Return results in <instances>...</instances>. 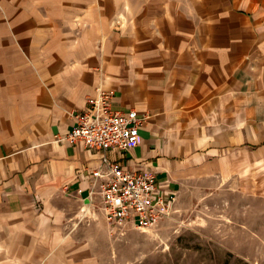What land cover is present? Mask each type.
<instances>
[{"label": "crops", "instance_id": "crops-1", "mask_svg": "<svg viewBox=\"0 0 264 264\" xmlns=\"http://www.w3.org/2000/svg\"><path fill=\"white\" fill-rule=\"evenodd\" d=\"M97 87L145 118L111 160L264 200V0H0V264H116L101 154L64 139Z\"/></svg>", "mask_w": 264, "mask_h": 264}, {"label": "rangeland", "instance_id": "rangeland-1", "mask_svg": "<svg viewBox=\"0 0 264 264\" xmlns=\"http://www.w3.org/2000/svg\"><path fill=\"white\" fill-rule=\"evenodd\" d=\"M111 238L117 251L104 257L116 264H264V200L217 180L191 182L154 230L121 224Z\"/></svg>", "mask_w": 264, "mask_h": 264}, {"label": "built area", "instance_id": "built-area-1", "mask_svg": "<svg viewBox=\"0 0 264 264\" xmlns=\"http://www.w3.org/2000/svg\"><path fill=\"white\" fill-rule=\"evenodd\" d=\"M111 98L110 92L97 87L85 108L73 113L74 124L64 139L101 154L100 167L87 176L101 180L98 194L109 226L116 229L124 224L150 232L170 216L176 196L163 190L149 171L135 172L107 156L112 151L121 156L134 147L145 120L134 110L112 109Z\"/></svg>", "mask_w": 264, "mask_h": 264}]
</instances>
